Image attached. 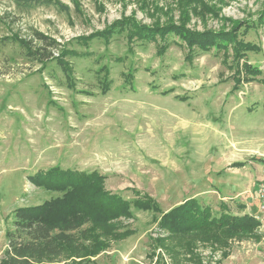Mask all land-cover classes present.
Listing matches in <instances>:
<instances>
[{
	"label": "rangeland",
	"instance_id": "374dc122",
	"mask_svg": "<svg viewBox=\"0 0 264 264\" xmlns=\"http://www.w3.org/2000/svg\"><path fill=\"white\" fill-rule=\"evenodd\" d=\"M54 168L128 209L49 264H264V0H0V264L15 211L63 194L31 181ZM190 198L261 223L170 231Z\"/></svg>",
	"mask_w": 264,
	"mask_h": 264
},
{
	"label": "trees",
	"instance_id": "16d2710c",
	"mask_svg": "<svg viewBox=\"0 0 264 264\" xmlns=\"http://www.w3.org/2000/svg\"><path fill=\"white\" fill-rule=\"evenodd\" d=\"M238 31V28H234L228 39L224 33L213 34L209 40V43L213 41L212 44H203L207 41L201 40L200 44L208 48L217 42L219 45L225 40L232 42L237 40ZM176 35L190 41L192 33L183 29ZM237 51L239 55L241 52ZM101 178L104 180V176L95 171L86 174L54 168L36 172L31 177L35 185L60 189L63 194L40 205L15 211L13 227L7 232L9 243L2 264H49L73 247L74 235L80 229L81 220H105L122 215L128 209L127 202L94 184ZM164 221L165 227L176 233H186L202 226L227 227V230L234 232L247 231L261 223L255 215L247 213L241 216H210V207L202 205L198 198H190L174 207Z\"/></svg>",
	"mask_w": 264,
	"mask_h": 264
},
{
	"label": "built area",
	"instance_id": "2783aa9c",
	"mask_svg": "<svg viewBox=\"0 0 264 264\" xmlns=\"http://www.w3.org/2000/svg\"><path fill=\"white\" fill-rule=\"evenodd\" d=\"M256 193H257V197L259 199V204H260L259 207H260V210L264 214V180L258 185V188H257V192Z\"/></svg>",
	"mask_w": 264,
	"mask_h": 264
},
{
	"label": "crops",
	"instance_id": "0c3cea01",
	"mask_svg": "<svg viewBox=\"0 0 264 264\" xmlns=\"http://www.w3.org/2000/svg\"><path fill=\"white\" fill-rule=\"evenodd\" d=\"M257 205V209L259 210V204H256Z\"/></svg>",
	"mask_w": 264,
	"mask_h": 264
}]
</instances>
